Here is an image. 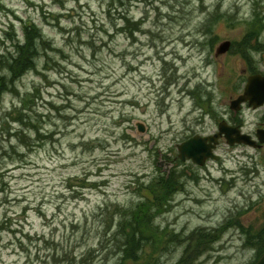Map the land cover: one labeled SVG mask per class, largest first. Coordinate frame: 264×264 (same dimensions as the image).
I'll use <instances>...</instances> for the list:
<instances>
[{"label": "rangeland", "instance_id": "rangeland-1", "mask_svg": "<svg viewBox=\"0 0 264 264\" xmlns=\"http://www.w3.org/2000/svg\"><path fill=\"white\" fill-rule=\"evenodd\" d=\"M257 13L264 0H0V58L12 40L29 35L34 51L37 38L46 42L38 68L0 98V264H118L105 248L117 211L162 173L159 157L185 174L170 204L151 212L159 239L138 263L253 264L264 145L224 139L205 165L181 161L178 145L223 119L252 136L264 122V106L230 107L251 69L264 70Z\"/></svg>", "mask_w": 264, "mask_h": 264}, {"label": "trees", "instance_id": "trees-1", "mask_svg": "<svg viewBox=\"0 0 264 264\" xmlns=\"http://www.w3.org/2000/svg\"><path fill=\"white\" fill-rule=\"evenodd\" d=\"M125 18L128 21V16H125ZM249 35H251V30L249 31ZM30 39L28 35L24 43L14 42L15 50H10L8 52L10 55L4 54L0 58V66L6 63L2 68L4 72H7V74L0 73V98L8 91L9 84H16L18 79L22 77L21 75L24 74L22 72H28L29 70H36L38 68L37 58L35 59V56L40 51L39 46L45 45L46 42H41L40 38H37L35 45V47L37 46V51H34L33 46L29 42ZM18 120L19 118L17 117ZM30 126L36 130L38 136H45L37 124H30ZM15 135L22 140V137H25L24 129L17 130ZM184 174V170L179 171L177 168L172 169L169 175L160 173L151 180L141 184L143 185L141 188L143 194H141V199L135 206L118 209L117 213L121 217L118 230L114 234L112 243L105 246V248H109V253L113 251L119 254L121 259H119L118 264L128 262L139 264V253L146 241L153 240L157 242L160 228L154 224L153 214L151 212H162L170 204L173 195L180 189V180ZM150 235L153 236L150 237ZM152 246L157 248L158 244H153ZM198 249V245L194 248L191 246L186 248L183 261L190 262ZM263 252L264 237L260 238L258 257ZM106 257L102 259H106Z\"/></svg>", "mask_w": 264, "mask_h": 264}, {"label": "water", "instance_id": "water-1", "mask_svg": "<svg viewBox=\"0 0 264 264\" xmlns=\"http://www.w3.org/2000/svg\"><path fill=\"white\" fill-rule=\"evenodd\" d=\"M226 49L229 46V43H225ZM250 101V105L260 106L264 103V77L261 75L251 76L249 83L246 87L245 94L241 95L239 98L232 102V107L239 110L241 107V103L248 100ZM141 130L144 131V127L139 124ZM226 132L228 141L230 143H234L235 141H248V138L245 136H240L237 127H228L227 125L221 127V133L217 134L213 137H201L195 136L190 140L184 142L179 146L180 156L182 159H186V157L192 158L198 163H204L206 157L210 156V144H207V140L217 141V137L222 134V132ZM232 133L239 134L237 139L233 138ZM255 264H264V254L263 256L255 263Z\"/></svg>", "mask_w": 264, "mask_h": 264}]
</instances>
